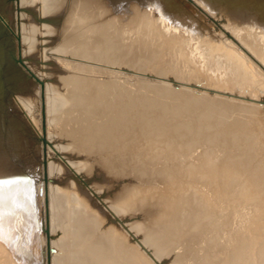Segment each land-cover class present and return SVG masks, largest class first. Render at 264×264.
I'll return each mask as SVG.
<instances>
[{
  "label": "bare ground",
  "instance_id": "6f19581e",
  "mask_svg": "<svg viewBox=\"0 0 264 264\" xmlns=\"http://www.w3.org/2000/svg\"><path fill=\"white\" fill-rule=\"evenodd\" d=\"M260 105L264 0H0V264H264Z\"/></svg>",
  "mask_w": 264,
  "mask_h": 264
},
{
  "label": "rangeland",
  "instance_id": "374dc122",
  "mask_svg": "<svg viewBox=\"0 0 264 264\" xmlns=\"http://www.w3.org/2000/svg\"><path fill=\"white\" fill-rule=\"evenodd\" d=\"M121 68H122V70H125L126 72L129 71V73H133V71H134L133 69H131V68H127V67H124V66H123V67L121 66L120 69H121ZM130 71H131V72H130ZM134 73H136V74H140V76H145V77L148 76L146 80H149V83L154 82V79H159V78H160L157 74H154L153 72H152V73H151V72L149 73V72H142V71H141V72H138V73H137V72H134ZM142 74H144V75H142ZM122 75H123V77H122ZM122 75H121V78L128 79V81H129V79H130V81H129L128 83H132V88H134L133 85H134L135 83H137V84H135V86H139V83H138V81H139V79H138L139 76L134 75V77H133L132 74H127V73L122 74ZM150 75H151V76H150ZM165 75H166V76H164V77H166V78H168V79L164 78V80L169 81V80L174 79L173 75H171V74H165ZM128 76H129L130 78H128ZM131 77H132V78H131ZM135 77H136V78L138 77V78L136 79ZM169 77H170V78H169ZM171 77H172V78H171ZM133 78H134V79H133ZM151 78H152V79H151ZM132 79H133L135 82L132 81ZM135 79H136V80H135ZM136 81H137V82H136ZM133 82H134V83H133ZM139 82H140V85H141V86H142V84H144V83H145V85L147 84L146 82H143V83H142L141 81H139ZM149 83H148V84H149ZM175 84H176L175 82H172L171 85L176 86ZM196 84H197L198 86H199V85L201 86V83H196ZM196 84H195V85H196ZM199 88H200V87H199ZM190 89H191V88H190ZM200 89H201V88H200ZM198 90H199V89H198ZM233 93L235 94V92H233ZM233 93H232V94H233ZM242 93L246 94L245 92H242ZM242 93H241V94H242ZM209 94H212V95H215V96H218V97L220 96V97H221V96H223L222 94H224V93H222V92H218V91H212V92L209 91ZM218 94H219V95H218ZM234 94L232 95L233 97L236 96V98H243V100H245L246 97H248V98L246 99L247 101L249 100V101H252V102H257V100H258L256 97H254V96H252V95H251V98L253 97L254 99H253V98L251 99L247 94H246L245 96H244V94H242L243 96H242L241 94H237V93H236L235 95H234ZM255 98H256V99H255ZM259 109H260L261 113L264 112L263 105H260ZM262 111H263V112H262ZM174 253H175V251L172 252V253L170 254V256L168 257V259H171L172 256L174 255Z\"/></svg>",
  "mask_w": 264,
  "mask_h": 264
},
{
  "label": "water",
  "instance_id": "95a60500",
  "mask_svg": "<svg viewBox=\"0 0 264 264\" xmlns=\"http://www.w3.org/2000/svg\"><path fill=\"white\" fill-rule=\"evenodd\" d=\"M20 65L22 66V68H24V70L26 71V73L28 74L29 77H31L32 79L35 80L36 83L39 84L40 86V103H41V110H43V96H42V83L41 81L25 66L23 65L21 59H18ZM42 126H43V119H42ZM42 141V154H43V160H42V174H43V184H44V190H45V183H46V162H45V155H44V146H45V142H44V138H41ZM45 202H46V196L44 198ZM47 233V232H46ZM48 236H46L47 239ZM48 252H49V248L46 246V253H47V257H48Z\"/></svg>",
  "mask_w": 264,
  "mask_h": 264
}]
</instances>
